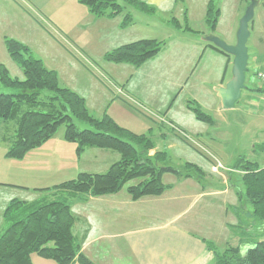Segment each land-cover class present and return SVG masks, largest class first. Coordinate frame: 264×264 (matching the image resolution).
<instances>
[{"label":"crops","instance_id":"0c3cea01","mask_svg":"<svg viewBox=\"0 0 264 264\" xmlns=\"http://www.w3.org/2000/svg\"><path fill=\"white\" fill-rule=\"evenodd\" d=\"M141 1L154 11L128 6L133 21L122 27V15L97 17L79 0H0V55L3 49L7 51L5 37L30 46L28 34L32 33L49 43L59 44L33 15L49 28L54 27L50 21L53 20L54 28L64 34H57L59 37L70 40L91 62H101L108 83H103L70 53L67 57L73 67L84 74L83 85L77 88L68 78L64 81L60 72L52 68L58 72L62 84L81 94L91 112L96 108L99 111L96 116L107 113L136 133H151L156 140L151 154L166 151L169 159H178L180 169L190 162L202 170L187 178L165 173L163 182L170 187L157 196L133 200L125 187L114 194L74 199V233L82 240V252L89 260L95 264H214V251L207 241H213L223 249L228 244L243 241V247H247L255 239L247 231V221H244L252 206L244 195L243 172L233 169L234 163L218 169L216 152L208 154L198 146L202 143L199 137L215 140L208 126H217L218 122L215 119L210 124L200 121L188 107V101H194L204 111H212L213 107L218 110L221 100L215 88L225 86L231 79L232 61L202 38L211 32L220 33L222 10L217 27L212 30L206 23L211 0ZM243 1L238 0L240 5ZM185 15L195 31L173 24L174 18L184 25ZM195 22L197 27L193 26ZM168 26L175 30L172 35ZM140 39L164 40L166 44L159 54L140 66L104 60L105 52ZM60 48L66 50L62 45ZM118 102H124L142 114L140 128H130L121 121L123 117L119 113L112 111L115 106H122ZM152 112L162 121L150 120L145 113ZM179 130L192 141H185ZM0 143L5 145L7 152V142L0 140ZM72 144L75 143L65 140L64 133L55 134L22 159L8 158L4 154L14 167H0V233L7 226L5 213L12 199H36L22 198L23 192L41 193L38 189L75 178L81 172L103 173L120 158L117 151L95 147L87 148L79 156L77 146ZM58 157L68 160L63 166L67 171H62L61 175L50 172L51 164ZM28 166L33 168L25 173H34L36 170L33 169L44 167L46 172L42 180L47 178L52 182L31 186L24 182L25 173L24 178H18V171ZM56 178L61 179L54 181ZM260 228V236L264 238V225ZM35 259L34 264H57L38 254ZM72 264L81 263L76 260Z\"/></svg>","mask_w":264,"mask_h":264},{"label":"trees","instance_id":"16d2710c","mask_svg":"<svg viewBox=\"0 0 264 264\" xmlns=\"http://www.w3.org/2000/svg\"><path fill=\"white\" fill-rule=\"evenodd\" d=\"M79 1L97 17L122 15V27L133 21V14L127 11L128 6L154 11L153 7L141 0ZM220 11L211 0L206 12V23L212 30L217 27ZM33 17L52 37L61 41L43 21L35 15ZM172 22L175 26L195 31L187 23L186 15L184 25L174 18ZM165 44L164 40L140 39L113 48L105 52L103 57L112 63L140 66L159 54ZM209 44L232 61L229 54ZM5 45L24 75L23 78L15 77L5 64H0V83L16 90L10 93L0 91V140L8 144V158H24L29 151L51 139L62 125H65V140L76 144L79 156L87 148L95 147L117 151L120 158L103 173L81 172L75 178L52 187L40 188L38 190L46 194L33 201L12 199L5 213L7 226L0 233V264H34L35 254L57 264H72L76 260L81 264H95L83 254V242L74 233V199L114 194L125 187L133 200L157 196L170 187L163 182L165 173L187 178L202 170L190 162H186L181 169L164 164L169 159L166 151L158 150L151 154L156 147V140L151 133H136L120 125L107 113L102 116L92 114L86 99L63 85L58 72L49 68L28 45L12 37H5ZM62 45L70 51L67 45ZM72 54L86 65L76 53L72 51ZM86 67L89 68L88 65ZM96 76L108 85L106 78ZM253 90L264 94V86L259 85ZM188 107L198 120L209 124L215 122L212 115L194 101H188ZM145 114L153 122L159 121ZM76 119L87 122L91 128L80 129ZM181 137L189 141L183 135ZM232 168L243 172V191L252 206L251 215L264 221V168L258 161L243 155L237 157ZM244 243L228 244L220 249L213 241H207L209 248L214 251V264H264V238H256L247 247H243Z\"/></svg>","mask_w":264,"mask_h":264},{"label":"rangeland","instance_id":"374dc122","mask_svg":"<svg viewBox=\"0 0 264 264\" xmlns=\"http://www.w3.org/2000/svg\"><path fill=\"white\" fill-rule=\"evenodd\" d=\"M249 1L250 0H247V2H245L244 0L240 5L238 0H215L216 7L222 10V30L220 31V33L216 34L228 44H234L236 42V33L238 30L239 21L245 13ZM54 20H56V16ZM50 21L51 24L56 27L54 21ZM157 21L159 22L160 19L157 18ZM193 26L197 27V23H193ZM54 27L51 26L50 28L56 34H63L60 29L56 30ZM167 28L173 29L172 26H168ZM161 29L164 30V26H162ZM171 29L170 34L172 35L175 30L173 29L172 31ZM250 29L251 36L248 42L249 70L247 72L245 82L246 86L249 88L243 89L242 96L239 101H237L234 108L224 109L222 106V102H220L221 105L219 104L220 107L218 110L214 109L213 107L212 111H205L211 114L212 117L218 122L217 126H208L211 133L210 135L211 137H214L215 140H212V138L208 136L203 137V139L202 137H199V140L202 143H200L201 145L198 144V146L203 149L204 152H207L208 154L209 152H216V156H218L217 158L219 159V161L217 160L216 165L218 169L222 168L223 166L225 168L232 166L236 158L240 155H243L250 160L258 161L259 165L264 168V95H259L260 93L253 90V88L259 86L260 84L258 78H256V73L259 70L264 69V0H259V4L255 8V16L254 19L250 22ZM28 38L34 54L37 57L41 58L49 68L57 69L64 81H67L68 78L77 88H80V85H83L82 79L84 78H82V76L84 74L81 73V70L79 71V69L73 67L72 62H70L69 58L67 57V55H70V53L73 56L72 51L76 53L86 63V65H88L89 68L86 69L95 73V76L96 74L98 76H103V74H106L104 73L105 69L100 65V61H97V63L91 62L89 59H87L85 53L79 51L80 49L77 50V47H74L75 45H73L70 40H66L63 36L59 37L61 41H57L53 37L55 41L59 43L56 45L54 42H52L54 43V45H52V43L45 41L39 35L37 36L32 33L28 34ZM62 44H65V46L67 45L71 52L68 51ZM58 45H60V47L62 45V47H64L66 50H62ZM10 58L11 57L8 51L3 49L2 55H0V64H5L9 68L13 76L23 78L24 75L22 68L12 58ZM229 77H232V63L229 68ZM0 91L10 93L15 92L16 90L14 88L4 86L2 83H0ZM118 101L121 100L118 99ZM118 103H122V106H115L112 111L117 112V114L119 113L123 117L121 121L123 120L122 122H124V124H126L130 128H140L139 119H142V114L136 111L132 106L125 104L124 102ZM97 112L99 111L94 108L92 114L95 115V113ZM132 112L135 113V115H133ZM152 114L150 115L160 121L159 115L154 114L153 112ZM75 122L80 129L91 128V126L87 124V122H81V120L78 119H76ZM11 126H13V124L10 125V127ZM0 129H2V125H0ZM64 131L65 125H62L60 126L56 135H62ZM5 153V145L0 143V167L2 168V165H5L8 168H13L14 164L5 159ZM45 156L47 157V154ZM62 156L65 155L62 154ZM67 163V159H61L60 157H58L55 162L51 164L53 166L50 172L55 175H61L62 171H67V169L63 168V166H65ZM166 164L173 165L176 168H179V165L181 167V163L177 158H172V160L169 159ZM29 168L33 167L28 166L25 167L24 170L18 171V178H24L23 175L25 173V170ZM33 170L36 171H33L34 173H25L27 176L26 178H24V182L32 184L31 186L38 185V183H42L44 185L52 182L47 178H44L42 180V177L46 172L44 167L36 168ZM60 179L61 178H56L54 181H58ZM31 193H33V191H31ZM31 193L23 192V194L20 196L22 198L36 197V199H38L46 194V192L35 194ZM249 209L250 211L246 213L244 220L245 222L247 221V231L252 238H261L259 233L261 229L260 225H264V221H260L259 219L254 218L250 213L252 207H250ZM36 255L37 254L33 256V259H35Z\"/></svg>","mask_w":264,"mask_h":264},{"label":"water","instance_id":"95a60500","mask_svg":"<svg viewBox=\"0 0 264 264\" xmlns=\"http://www.w3.org/2000/svg\"><path fill=\"white\" fill-rule=\"evenodd\" d=\"M259 0H250L245 13L240 18L236 33V42L228 44L216 34L208 33L202 36L205 41L214 44L232 57V77L225 84L216 88L218 97L221 99L224 109L234 108L246 88V76L249 62L248 42L251 36L250 22L254 19L255 8Z\"/></svg>","mask_w":264,"mask_h":264},{"label":"built area","instance_id":"2783aa9c","mask_svg":"<svg viewBox=\"0 0 264 264\" xmlns=\"http://www.w3.org/2000/svg\"><path fill=\"white\" fill-rule=\"evenodd\" d=\"M102 77L105 78V76H102ZM257 78H258L259 83H260L259 85L264 86V69H261L257 72ZM262 95H264V94H262ZM263 110H264V107H263ZM159 119L162 120L161 117H159ZM179 132L181 135H183L184 137H186L192 141L191 137L189 135H187L185 132H183L181 130H179Z\"/></svg>","mask_w":264,"mask_h":264}]
</instances>
